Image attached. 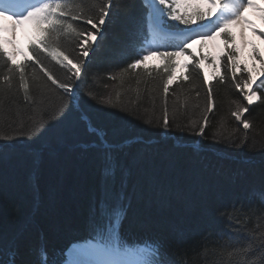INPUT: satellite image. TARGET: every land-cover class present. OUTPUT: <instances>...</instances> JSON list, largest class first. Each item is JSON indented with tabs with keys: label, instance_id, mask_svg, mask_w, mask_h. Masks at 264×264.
I'll list each match as a JSON object with an SVG mask.
<instances>
[{
	"label": "trees",
	"instance_id": "1",
	"mask_svg": "<svg viewBox=\"0 0 264 264\" xmlns=\"http://www.w3.org/2000/svg\"><path fill=\"white\" fill-rule=\"evenodd\" d=\"M103 2L83 0L85 13L98 16V8L89 9ZM146 12L143 0H113L97 41L90 42L87 58L79 56L81 49L74 40L64 45L73 61L84 62L79 80L73 75L75 70L68 72L40 53L42 62L60 80L73 85L75 96L63 94L54 85L46 88V77L33 81L31 67L25 72L35 104L29 106L24 100L19 73L13 75L11 91L0 85V133L11 138L0 140V261L4 264L12 259L13 247L15 264H60L72 242L97 240L87 221L92 196L100 195L107 150L81 120L85 113L114 146L115 188L119 189L122 177L125 180L130 207L119 228L123 245L139 250L158 241L173 264L185 253L188 264H214L220 243L216 238L220 233L214 230L235 233L238 229L241 236L257 238L264 234V215L229 207L241 201L259 204L253 193L264 190V88L257 81L253 87L262 99L247 105L232 84L227 56L218 51L223 49L219 42L216 54H221L222 67L216 71L212 66L215 72L207 84L204 69L188 61L189 70L178 77L189 79H178L169 86L170 126L165 130L162 85L167 74L158 71L157 65L127 69L146 38ZM72 23L91 28L82 20ZM163 39L157 38L156 43L178 42ZM185 53L196 57V63L202 57L190 48ZM158 65L162 68L161 61ZM8 74L7 62H0V78ZM222 74L224 83L220 82ZM241 77L247 78V72H237V79ZM209 85L214 108L207 113L204 134L198 136L192 122H197L198 130ZM234 100L249 108L243 117L251 123L246 136L230 114L236 107ZM45 111L48 116L41 120ZM61 113L66 115L58 119ZM29 127L36 130L32 139L26 138ZM225 209L229 210L225 213Z\"/></svg>",
	"mask_w": 264,
	"mask_h": 264
},
{
	"label": "snow or ice",
	"instance_id": "2",
	"mask_svg": "<svg viewBox=\"0 0 264 264\" xmlns=\"http://www.w3.org/2000/svg\"><path fill=\"white\" fill-rule=\"evenodd\" d=\"M143 4L147 9L145 22L149 35L158 37L162 33L173 32L178 43L175 45H159L156 41L144 42L137 50L136 58L127 65V69L136 70L141 66H145V62L150 58H156L162 62V68L157 65V70H162L167 74V78L163 80V93L165 96V108L162 117V127L169 129V113L167 109V96L169 86L178 79L188 80L189 76L176 75L177 71L189 70L188 63H182L181 57L185 56V50L191 48L192 43L199 41V46L203 48L207 44H213L219 41L223 45L222 54L227 56V67L231 72L232 84L237 92L241 94L247 105H252L255 101L262 99L258 95L254 85L260 81L258 87L264 88V80L260 78L264 76V59L259 56V50L252 47V58L260 62V69H241L238 58L234 55L238 51L234 47L236 42V34L233 28L241 29V41L245 42L243 30L250 29L253 35L258 36L264 42V32H258L251 21L245 18L244 12L251 9L258 14V18L264 25V8L257 6L253 0H143ZM113 7V0H104L103 3L97 5L93 3L89 9L98 8L99 15L86 14L83 0H0V62H7L8 75L0 78V85H6L7 90L12 89V78L15 73H19V89L24 93V100L29 106L36 102L29 94V82L26 78L25 69L31 67L32 80L44 81L45 87L51 89H62L63 94L72 93L75 96L76 89L68 82L60 80L50 66L42 62L40 53H44L46 57L54 61L60 68H67L68 72L79 80L82 76L84 62L72 58L64 50V45L73 41L76 46L81 49L79 56L87 58L89 56L90 42H96L106 19L109 17L110 10ZM82 20L83 23L91 26L90 29L81 28L74 25L72 21ZM169 21L177 22L183 25V28L169 24ZM7 22V23H4ZM29 25L31 35L24 49L18 46L16 40L17 29L21 26ZM91 29H95L93 32ZM172 47L173 50H169ZM11 49V50H9ZM16 56H21L22 60L16 63ZM189 61L193 63L195 68H203L204 62L208 60L205 55L196 63V57L189 56ZM216 62L213 67L216 71L222 67L220 64L221 54L213 56ZM25 61H31V65ZM71 65L69 68L68 66ZM38 69V71H37ZM125 69V71H127ZM151 72V69H146ZM247 72V78L241 77L237 79V72ZM40 73L43 76H40ZM110 79H116L110 76ZM225 75H220V82L224 83ZM50 81L49 85L47 82ZM204 81L208 83V77L205 73ZM199 95V93H197ZM236 107L231 111V116L235 118L237 127L242 126L247 135L251 127V123L245 117V113L249 111L247 105L239 100H234ZM214 101L211 85L208 86L207 104L202 116V123H199L197 130V122H192V129L195 135L202 136L205 127L208 124L209 117L207 113L213 111ZM66 113H61L58 119H62ZM48 113L42 112L41 120L45 119ZM81 120L85 122L87 130L95 133L105 152V165L102 169V181L100 185V195L97 198L92 196L87 227L96 232L98 236L97 244L91 247L93 255L102 256L104 258L90 261L89 264H173L162 251V245L157 241L152 244H145L143 249L136 251L129 250L124 247L120 237L119 228L123 221L127 218L130 204L125 193V180L122 177L119 189L115 188L116 174L118 166L111 149L114 147L109 144L100 130L96 129L85 113ZM160 118H157L159 125ZM182 130V129H181ZM35 129L29 127L27 139H32ZM215 138V135L213 136ZM11 139L6 134L0 133V140L8 141ZM245 141L241 140L243 144ZM95 143V142H94ZM253 195L258 196L260 203L251 204L244 201L231 204L230 210L236 211L239 207L242 211H251L254 214L264 215V190ZM229 209H225L226 213ZM231 227V225H229ZM216 238L220 241L217 245L218 255L214 264H264V234L258 238L256 236H241L237 229L235 233L225 232L223 230H214ZM40 249H37L39 253ZM202 251H204L202 249ZM13 257L9 264H15V249H12ZM46 252V250H45ZM78 254V252L76 253ZM0 264H4L0 261ZM37 264V261H33ZM73 264H84L81 260L73 261ZM175 264H188L187 254H182L181 258Z\"/></svg>",
	"mask_w": 264,
	"mask_h": 264
},
{
	"label": "rangeland",
	"instance_id": "3",
	"mask_svg": "<svg viewBox=\"0 0 264 264\" xmlns=\"http://www.w3.org/2000/svg\"><path fill=\"white\" fill-rule=\"evenodd\" d=\"M253 2L255 4H257V6L264 8V0H253ZM244 16L246 19H248L249 21L252 22V24L255 26L256 29L264 30V25L261 24V22L258 18V14L254 13L251 9L246 10L244 12ZM25 28L26 27L24 26L23 31H21L18 28L19 32L16 35V40H17L18 46L21 49H24V46H25L26 41H27V36H28V30L26 33ZM232 31L236 34V48L238 49L237 58H238V63L240 65V67H242V69H245V68L252 69L254 67L256 70H259L261 65H260L259 60L252 58V47L255 46V48H257L259 50V56L262 59H264V42H262L258 36L253 35V33L250 29L245 28L243 30V36L245 38V42L241 41V37H240L241 29L240 28H238V27L233 28ZM197 43L193 44L190 49L192 50L193 53H198L200 51V53L202 54V57H204L205 55L208 56V60L204 62L203 69H204V72L207 74V77L209 79L210 78L209 76L211 74H214V72H215L214 69L212 68V66L216 62L212 59V57L216 55V44H219V41H216L213 44H207L203 48H201L199 45H197ZM9 50H11V49H9ZM219 51L221 52L222 50H219ZM188 57L189 56H187L185 54L184 57L180 58L181 62L182 63H185V61L188 62L189 61ZM200 57H201V55H200ZM15 59H16V61H18V60H21L22 57L16 56ZM159 62L160 61L156 58H150L148 61L145 62V66H151V65L156 66L159 64ZM182 72H183V70L177 71L176 75L178 76ZM96 139H97V141H99L98 137ZM72 248L73 247H71L68 250L69 260L66 264H73V261H75V260H81L84 262V264H89L90 261L96 260L95 258H93V256H96V255H89L83 249L73 250ZM77 252H78V254H76Z\"/></svg>",
	"mask_w": 264,
	"mask_h": 264
},
{
	"label": "bare ground",
	"instance_id": "4",
	"mask_svg": "<svg viewBox=\"0 0 264 264\" xmlns=\"http://www.w3.org/2000/svg\"><path fill=\"white\" fill-rule=\"evenodd\" d=\"M4 23H7V22H4ZM21 31H23V29H24V26H21L20 28H19ZM19 31H18V29H17V33H18ZM17 35V34H16ZM194 55V54H193ZM201 55V54H200Z\"/></svg>",
	"mask_w": 264,
	"mask_h": 264
}]
</instances>
